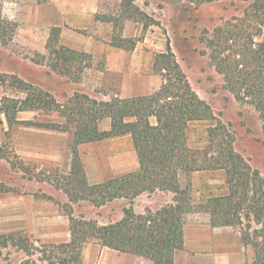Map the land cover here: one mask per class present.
Segmentation results:
<instances>
[{
	"label": "rangeland",
	"instance_id": "374dc122",
	"mask_svg": "<svg viewBox=\"0 0 264 264\" xmlns=\"http://www.w3.org/2000/svg\"><path fill=\"white\" fill-rule=\"evenodd\" d=\"M55 14H93L76 20V37L97 40L100 51L63 45L62 26L51 25L59 20ZM162 54L167 57L159 63L173 67L175 61L191 91L209 107L208 120L189 122L186 141V149L206 156V169L174 165L162 188L154 190L148 173L120 178L111 161L125 153L118 166L131 162L129 135L78 146L74 156L68 132L59 139L65 150L61 165L22 159L16 144L20 128L29 141L32 128L58 131L44 125L64 126L69 118L72 130L83 120L107 132L111 120H100L93 101L157 91L164 80L154 65ZM164 70L168 89L177 92L176 70ZM262 82L264 0H0V264H161L149 250L168 230L164 224L173 214L168 217L164 208L177 202L186 212L175 223L191 234L198 230L205 241L216 227L217 243L211 244L233 252L232 264L251 261L253 248L246 244L262 228L257 215L264 212V113L251 100L239 99L234 84L250 95L264 92ZM38 101L40 108L30 109ZM7 107L15 114L11 126ZM19 107H27V115ZM80 107L89 111L83 118L76 112ZM151 122L156 125L154 118ZM47 137L36 143L47 147L54 139ZM205 148L208 155L202 154ZM179 154L182 160L191 157L184 149ZM178 155L173 162L181 160ZM106 183L111 191L101 198L99 187ZM136 188L144 192L133 198ZM118 223L117 232L130 235L145 223L151 233H145L150 235L145 246L151 249L135 254L103 246L98 226ZM211 244L201 252L208 254Z\"/></svg>",
	"mask_w": 264,
	"mask_h": 264
},
{
	"label": "trees",
	"instance_id": "16d2710c",
	"mask_svg": "<svg viewBox=\"0 0 264 264\" xmlns=\"http://www.w3.org/2000/svg\"><path fill=\"white\" fill-rule=\"evenodd\" d=\"M58 30L59 28H54V31L58 32ZM118 47L122 48V46ZM168 50L171 55L170 48H168ZM166 57V54H162L158 57L156 64L154 65V69L156 72L161 74L164 83H162L160 88L151 95L120 100L112 99L109 102L93 101V104H96L99 107L96 113L101 114L102 118L100 117V120L104 118H109L111 120V127L109 131H100L96 126L91 127L89 123L83 120H77V122H75L76 124L74 123L75 130H72L70 125L74 118H69L64 126H56L54 124L53 126L44 125V127L72 133L74 137L72 145L74 156L78 154L76 148L79 144L130 135L139 160V169L134 173L122 175L120 178H131L133 176L139 177L141 175L146 177L145 173H148L147 175H149L151 181L150 184L153 185L152 190L157 187L162 188L166 182L165 177L170 175L174 165L182 169H206L207 165H202L206 162V156L203 155V158H199L198 152L195 153L186 149V141L189 137L187 134L189 130V122L195 120H208L211 116L209 107L191 91L186 77L182 74L179 65H177L175 61H170L174 64L173 67L169 65L170 63L167 65L159 63V58L163 59ZM164 69H166V71H171L173 69L176 70V73L179 76V90H177V92H170L168 89V85L163 74L165 71ZM171 81L172 80H170L171 88H176L177 86H175V84ZM231 82L232 81H230V83ZM263 84L264 82H262V85ZM236 87L237 85L234 84L236 96L239 99L251 100L252 104L256 106L261 113H264V92L262 89L259 93H249L250 95H247L241 94V92L246 90V88L244 89L241 86L240 88ZM251 89L252 91H255L260 88L253 87ZM163 93L166 95L162 96ZM28 97L24 101L20 102L21 105L28 103ZM173 99L174 102H171ZM17 103L19 102L17 101ZM40 106L41 101H38L35 104H32L30 109L37 110ZM27 109V107H19L17 108V111H26ZM76 112L79 118H83L88 115L89 111H85L80 107ZM76 112L73 110L70 114L73 115L76 114ZM4 113L7 117L9 125L11 126L15 124V114L10 113L9 107L4 110ZM151 118L155 119L156 125L152 124ZM207 135L209 136V133ZM183 149L191 155L189 160H182L181 154L179 153H181ZM205 153L208 155V148H205V151L202 152V154ZM177 155L181 158V160L178 159L173 162L172 159ZM217 162H220V160ZM232 176L235 177L234 174ZM108 186L109 183H106L99 187L101 198L106 196L107 191H111V188H108V190L105 188ZM128 189L130 190L131 187H127V190ZM143 192L144 188H136L132 191L133 198ZM181 194L186 193L181 192ZM113 198H116V194L115 196L112 195L109 197V199ZM219 199L224 200L223 197ZM213 201L214 200L211 199V202ZM167 209L168 208H164V212L168 213V217L173 214L170 218H166V224H164L165 227H168V230H164L165 236L162 235V238L155 241L152 246L153 249L149 251L151 253L150 257L154 260H160L162 262H160L161 264H174V255L178 250L183 249L184 238L182 226L175 223L173 219L177 218L186 209L185 204H181L179 202H177L174 208L170 207V209ZM257 217V223L261 224L262 228L254 230L253 235L251 236L252 238H250L251 242L246 244V247L251 246L253 248V257L251 261H247L246 264H264V220L262 221V219H264V212L258 214ZM169 220L171 221L169 222ZM119 226L120 223L115 226H98L96 235L103 246L123 253L135 254H145L148 249H151L148 246H145L146 243H149L150 241V235L148 237L145 235V233H150V231L147 230V225L145 223L138 225L136 228L137 235H130L127 232L121 234L120 231L117 232V228H119ZM171 226L174 227L171 228ZM72 235H74L73 231Z\"/></svg>",
	"mask_w": 264,
	"mask_h": 264
},
{
	"label": "crops",
	"instance_id": "0c3cea01",
	"mask_svg": "<svg viewBox=\"0 0 264 264\" xmlns=\"http://www.w3.org/2000/svg\"><path fill=\"white\" fill-rule=\"evenodd\" d=\"M55 15H58L56 19L59 17V20L56 22L53 21L51 25L52 27L62 26L60 38H61V42L63 43V45L74 48L76 50L84 51L87 53H93V54L94 53L96 54L97 52L100 51L97 40L92 43V39L89 37L90 39L84 42L80 38L76 37V33H77L76 30L80 28V27L74 26L76 25L75 24L76 20H81L85 16L88 19H91L93 14H55ZM121 81H122V78H121ZM119 88H120L119 94H121V97L123 98L124 94H123L121 85ZM130 98H133V97H130ZM26 113L28 112L27 111L20 112L22 117L27 115ZM20 131H21L20 132L21 135L17 136L16 144L20 146L22 159L25 157L24 159H31V161H37L38 163L41 164V166H43L44 164H50V163H54L55 165H61L65 161L64 160V152H65L64 146L59 144V139L60 137H69L70 132L68 133V132H63V131L61 132V131H52V130H47V129L42 130L39 128L37 129L32 128L31 133H30L31 139L29 141V140H25V134L23 135L22 128H20ZM45 134L49 136L47 138H51V137L54 138L53 135H56L57 137L53 139V142L51 144L47 143V147L46 146L44 147L43 142L36 143L37 139H43L44 141V138L42 137H44ZM97 142H101V141H97ZM89 143H93V142H89ZM23 144H25V146H23ZM84 144L86 143L79 144L78 146L81 147ZM39 157L42 159H40ZM44 157H46V159H49V160L44 161L43 160ZM79 157H80V154H79ZM118 157L126 158L127 156L125 153H123L121 156L120 154H118V156L115 157V160L111 161L112 171L114 175L122 176L125 174L134 173L139 169V160H138L137 153L133 145V141H132V151L129 156L130 158L129 160H131V162L129 163L125 161L123 162L122 166L119 167L117 164ZM217 229L218 228L215 227V232L214 231L212 233L210 232L211 238L205 241L204 240L205 238L201 237V234L199 233L198 230L196 229L193 230L194 234L193 232L191 234L190 232L191 229L189 227L188 228L184 227L183 228V238H184L183 248L184 250H178L175 253L174 264H225V263L232 264V262H236V260L234 261L235 254L233 252L220 251L216 244H211V239H214V243H217L216 238L217 236H219V234L216 233ZM208 241L210 242L211 245L209 246L210 248L209 253L206 254V253L201 252V250L205 246H207Z\"/></svg>",
	"mask_w": 264,
	"mask_h": 264
}]
</instances>
